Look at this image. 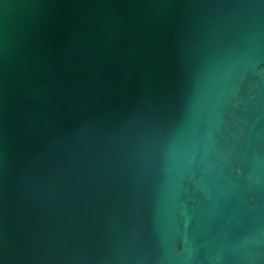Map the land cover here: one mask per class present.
Here are the masks:
<instances>
[{"label":"water","instance_id":"obj_1","mask_svg":"<svg viewBox=\"0 0 264 264\" xmlns=\"http://www.w3.org/2000/svg\"><path fill=\"white\" fill-rule=\"evenodd\" d=\"M0 264H264V0H0Z\"/></svg>","mask_w":264,"mask_h":264}]
</instances>
